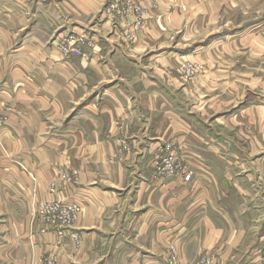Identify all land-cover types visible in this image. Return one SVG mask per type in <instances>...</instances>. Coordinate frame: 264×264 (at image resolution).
Masks as SVG:
<instances>
[{
	"label": "crops",
	"instance_id": "0c3cea01",
	"mask_svg": "<svg viewBox=\"0 0 264 264\" xmlns=\"http://www.w3.org/2000/svg\"><path fill=\"white\" fill-rule=\"evenodd\" d=\"M106 1H0L25 26L14 47L0 37V264H264V116H215L234 64L183 82L179 59L153 48L185 8L204 23L264 0H149L158 29L133 43L108 31ZM250 26L222 40H263L264 14ZM67 33L83 39L56 48ZM168 155L189 182L156 169ZM52 201L78 204L77 220L40 217Z\"/></svg>",
	"mask_w": 264,
	"mask_h": 264
},
{
	"label": "rangeland",
	"instance_id": "374dc122",
	"mask_svg": "<svg viewBox=\"0 0 264 264\" xmlns=\"http://www.w3.org/2000/svg\"><path fill=\"white\" fill-rule=\"evenodd\" d=\"M179 1L183 2L184 7L191 2V0ZM103 11L105 19L110 25L108 31H117V37L126 43L136 41L145 29L148 33H152L153 28L158 29L150 22L160 14V11L149 0H107ZM13 12L12 8L2 9L0 7V37L8 39L13 38L16 34V39L7 42L4 47H14V42L16 43L19 39L17 31L19 28L25 27L19 26L16 19L11 18ZM183 12V24H168L165 36L160 41L154 42L153 48L155 50L165 49L168 51L166 56H174L179 59L177 65L183 82L192 81L195 76L202 74L203 67L207 63L215 64L216 68L217 65L225 63L234 64L230 66L231 96L228 98V94H225V98L222 97V100L230 99V102H226L222 108L217 109L216 107L215 116H223V110L227 111L229 107L231 115H234V112L241 107L246 112L242 116H264V37L263 40H256L255 32L247 30V36L241 40H222V35L225 32L232 33L239 31L242 27H251L252 23L262 17L264 10L250 9L246 13L237 11L234 14L227 12L224 17L221 15L220 18H208L204 23L196 22V11L185 8ZM193 16L195 19L192 18ZM213 20L217 22L207 23V21ZM28 30L27 26L22 33H26ZM74 30L83 32L78 28ZM106 33L107 31L104 32V34ZM68 35L67 33L56 36L54 46L59 49H68L71 43L77 45L83 39L82 36L72 34L70 36L75 38L74 41H66ZM106 35L110 36L111 33ZM210 39H216V46L207 53L204 47ZM169 50H171L170 53ZM224 50H233L234 52L232 51V55L227 57L223 54ZM256 54L261 57L255 56ZM220 75L222 76V73ZM227 75H229V69ZM217 76L218 74H216V86L218 85ZM236 78L241 79L240 87H233ZM0 116L3 115L0 113ZM202 263L207 264L203 259Z\"/></svg>",
	"mask_w": 264,
	"mask_h": 264
},
{
	"label": "built area",
	"instance_id": "2783aa9c",
	"mask_svg": "<svg viewBox=\"0 0 264 264\" xmlns=\"http://www.w3.org/2000/svg\"><path fill=\"white\" fill-rule=\"evenodd\" d=\"M69 38V39H68ZM66 41H74L75 38L69 36ZM75 45L70 44V50H74ZM162 166L157 164L156 169L164 173L165 175L170 174L174 168H179V171L182 173L183 180L185 182H189L192 178L193 171L186 167L180 166L181 164L179 160L175 159L172 155H168L162 159ZM80 211V207L76 203H63L58 201L52 202H43L37 208V214L43 219L59 224H71L75 222L78 218V214ZM78 236L74 237V240L78 241ZM47 264H53V260L48 259Z\"/></svg>",
	"mask_w": 264,
	"mask_h": 264
}]
</instances>
